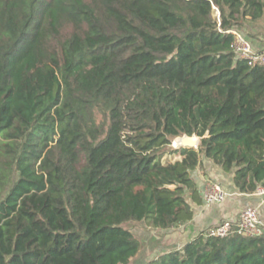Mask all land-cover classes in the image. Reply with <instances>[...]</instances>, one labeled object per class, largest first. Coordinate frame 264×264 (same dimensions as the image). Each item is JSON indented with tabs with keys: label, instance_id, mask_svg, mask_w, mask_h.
<instances>
[{
	"label": "trees",
	"instance_id": "obj_1",
	"mask_svg": "<svg viewBox=\"0 0 264 264\" xmlns=\"http://www.w3.org/2000/svg\"><path fill=\"white\" fill-rule=\"evenodd\" d=\"M248 22L264 0H0V264H131L125 225L190 221L203 159L264 188V67L232 48ZM148 264H264V234Z\"/></svg>",
	"mask_w": 264,
	"mask_h": 264
},
{
	"label": "crops",
	"instance_id": "obj_2",
	"mask_svg": "<svg viewBox=\"0 0 264 264\" xmlns=\"http://www.w3.org/2000/svg\"><path fill=\"white\" fill-rule=\"evenodd\" d=\"M253 40V46L262 50L264 43L256 39ZM194 178L201 191L203 202L198 204L188 195L187 200L194 210L193 218L184 224L167 230L145 231L146 237H144L146 239L151 238V235H156H154L155 239L148 247V252L154 251L157 246L159 247V252L154 257L172 249H181L201 232L223 220H237L241 211L248 206L259 207L264 222V193L258 191L251 194L239 192L233 183V174L224 172L222 168L208 159H203L201 165L194 173ZM212 181L220 183L228 191L229 195L222 202H214L208 205L205 203L204 190L206 185Z\"/></svg>",
	"mask_w": 264,
	"mask_h": 264
},
{
	"label": "built area",
	"instance_id": "obj_3",
	"mask_svg": "<svg viewBox=\"0 0 264 264\" xmlns=\"http://www.w3.org/2000/svg\"><path fill=\"white\" fill-rule=\"evenodd\" d=\"M215 10L220 17L219 9L215 7ZM231 32L235 35L232 48L236 58L245 59L253 66L264 67V49H256L252 41L239 30L233 29ZM258 192L264 193V188H259ZM228 195V191L220 183L214 181L208 183L204 190L205 203L208 205L222 202ZM235 231H240L247 236L263 235L264 222L259 207L248 206L241 211L237 220L226 219L204 230L206 236L220 238L227 237Z\"/></svg>",
	"mask_w": 264,
	"mask_h": 264
},
{
	"label": "rangeland",
	"instance_id": "obj_4",
	"mask_svg": "<svg viewBox=\"0 0 264 264\" xmlns=\"http://www.w3.org/2000/svg\"><path fill=\"white\" fill-rule=\"evenodd\" d=\"M215 11H216L215 16L216 15L218 16L217 10H215ZM237 30H239L240 32L245 34L250 40H252V42L254 41L253 39H256L257 41L264 43V25L260 22L253 23L252 25H250L248 22L244 28H240ZM253 44H254V42H253ZM263 49H264V46H263ZM125 226L132 229L143 241V248H142L141 252L133 260V262L131 264H148L150 258L154 257L159 252L158 246L154 249V251L148 252V247H149L150 243L153 241V239H155L156 235L155 234H154L155 236L151 235V238L146 239L145 238L146 237L145 231H147V230L144 227L143 223H141V224L129 223L128 225H125Z\"/></svg>",
	"mask_w": 264,
	"mask_h": 264
},
{
	"label": "water",
	"instance_id": "obj_5",
	"mask_svg": "<svg viewBox=\"0 0 264 264\" xmlns=\"http://www.w3.org/2000/svg\"><path fill=\"white\" fill-rule=\"evenodd\" d=\"M200 143V137L197 134L193 135H182L178 136L174 139L173 145L177 148L180 147H189V148H197Z\"/></svg>",
	"mask_w": 264,
	"mask_h": 264
}]
</instances>
